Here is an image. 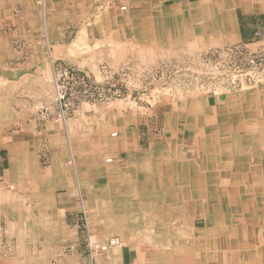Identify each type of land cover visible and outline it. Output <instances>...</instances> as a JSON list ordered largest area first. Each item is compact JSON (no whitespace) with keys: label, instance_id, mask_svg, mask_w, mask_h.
Wrapping results in <instances>:
<instances>
[{"label":"rangeland","instance_id":"rangeland-1","mask_svg":"<svg viewBox=\"0 0 264 264\" xmlns=\"http://www.w3.org/2000/svg\"><path fill=\"white\" fill-rule=\"evenodd\" d=\"M211 3H214V0H204L193 11L197 13L199 9L204 7L203 4L209 6ZM167 5L178 8L179 0L134 1L130 8V13L126 11L125 15H121V26L125 27L120 30V46H104L103 57L100 58V62L104 64L100 65L98 69L95 67L92 72H82L80 74L79 72L81 71L77 67L64 64L61 61L53 62L49 72H10L9 69H13L16 65L14 54L17 52L25 55L26 53V46L16 43V40L12 37L14 36L12 32H14L15 28L11 23L13 20H20L24 15V11L18 0H0V12L3 13V17H0V80L3 81L0 84V103L3 104V110L0 105V148L5 145V138L14 134L17 138L19 137V139L27 143L28 155L26 159L29 165L37 166L40 171L45 170L50 165L66 166L71 170L70 172L73 170L78 171L77 173H72L71 176L77 177L80 182L85 181L91 184L95 180L98 169L101 171L103 168L105 170L106 166L112 167L116 165L114 161L106 163V160L111 158V156H107L106 149L111 146L114 140L119 138L121 132L119 129L127 123H130L129 127L136 126L139 135H142L146 129H155L156 126L160 127V118L162 116L160 110L161 112H168L172 108L175 110L174 114L181 115L178 136L179 140H182L185 132L188 136L193 134L195 125L192 121L195 118H199L203 113L204 109L200 111L196 108L198 101L205 107H209V110H211V106H214L212 105L213 100L216 101L217 105L218 101H225L227 97H249L255 100L260 98V100L264 101L263 75L259 76L257 81L254 78L251 82H247L246 86L240 89L229 86L232 78H240V74H244L245 77L251 79L254 76V72H249L248 75L245 72H219L223 70L221 68L225 64L224 61H228L229 58L231 61L235 60L233 56L225 59L220 58L224 52H227L228 48L241 46L248 54H255L260 50L264 51V46H212V48L201 49L197 52V49L194 50V48L190 47V42H188L190 37L187 32H191L192 28L187 29L186 23L183 24L181 22L182 19L179 18L180 28L178 29V16L176 18L174 12L171 15L167 11ZM8 11L9 13L7 14ZM140 14L147 16L146 19L153 17L156 20L155 26L158 29L164 27L163 29L168 32V35L162 38L161 42H166L165 44L156 48L155 43L150 40L149 29L143 27L146 20L140 18L142 21L135 22L134 16ZM185 16V22L189 20L188 22L190 23L189 12H186ZM42 19L43 16L37 17L39 24L42 23ZM147 21L150 22L149 19ZM137 23H140L141 27L136 28ZM182 25H184V29L181 28ZM177 32H179V35L176 34ZM138 37L140 42L145 40L146 43L144 42V45L150 51L149 55L147 54L146 56L139 53L136 45L133 44ZM72 38L73 36L68 37L67 35L66 41L70 42ZM130 40L134 41L130 42ZM124 43L127 44L124 45ZM94 47L96 48V46ZM68 48L70 49L69 46ZM71 48L73 49V52L70 49L71 54L81 51L78 48H74V45H71ZM89 52L92 53V49L89 48ZM139 54H141L142 58L138 57ZM112 59L115 61L112 62ZM81 63H83L82 60ZM4 69H8V71L5 72L6 70ZM64 72H78L81 78L79 81L83 79L84 82L91 86L92 99L94 100L78 104L74 109L62 115L55 100L54 81L57 78L62 84L68 82L67 78L63 77ZM19 75L25 76L19 79ZM27 78L30 81L34 80L35 84H33L34 82L32 84L24 82ZM11 84L15 85L12 86ZM73 87L76 91L80 89L76 84ZM10 88H12L11 92ZM98 95H100L101 99ZM157 109L158 118H155L153 114ZM239 109V107H236L234 111L238 112ZM204 112L207 117L208 111ZM262 113L264 114V112ZM132 123L134 124L132 125ZM199 125L200 123H198ZM157 130L151 132L157 134L159 131ZM111 132H115L116 136H110ZM70 144L73 145V148L75 147L74 152ZM95 147L100 150V155L94 156L92 160L87 159L83 154L94 152V150L98 152ZM69 148L71 149L69 150ZM16 153L19 154V152ZM67 153L73 156V160L72 156ZM103 154H105L104 157ZM143 156L146 157L148 154H142L141 158ZM20 160V158H16V162ZM71 160L72 162H70ZM3 192V195H0L5 198L9 197V199L7 198L8 201L12 200L10 197H16L13 193L14 191L8 187L3 188ZM115 192L113 195L110 192V194L105 196L104 200L108 204L106 206H111L108 203L109 201L118 200V191L116 190ZM119 192L120 195L127 194V188H122ZM92 197L94 198L95 195H92ZM28 205H17L16 199H13L10 206L12 218L21 225H24V220L27 216L34 218V223L50 224L48 217L44 216V220H42L37 210L32 206L29 208ZM200 213L201 216L205 217L207 225L212 226L211 220L214 217L212 207L204 205ZM95 217L93 215L92 220L96 221L97 225L101 227L104 219L99 217V215L96 219ZM35 218L40 219L39 222ZM42 224H35L32 234L26 238L23 236L25 229H19L12 236L9 235L6 232L5 222L2 221L0 228V261H9L18 257L17 261L20 264H39V262L40 264H89L88 258H73L71 257L72 254L61 250L56 253H50L48 249H45V252H41L39 249L40 251L38 252L23 251L18 253L17 245L20 244L18 242L19 236L16 237L18 233H20V245H24L27 250L32 249L31 245H34L36 241L39 243L45 239L44 243L52 242L47 230L40 228ZM138 236L142 237V234ZM143 237L142 242L147 244L148 249H150ZM163 237L165 238V236ZM152 249V252H149L151 257L150 259L148 257L149 263L147 264L170 263V261H167V256L171 257L168 252L163 253L156 246ZM20 251H22L21 247ZM37 261L38 263H36ZM171 261L175 263V260Z\"/></svg>","mask_w":264,"mask_h":264},{"label":"bare ground","instance_id":"bare-ground-1","mask_svg":"<svg viewBox=\"0 0 264 264\" xmlns=\"http://www.w3.org/2000/svg\"><path fill=\"white\" fill-rule=\"evenodd\" d=\"M167 7V11L171 15L174 12L176 18L178 16L177 26L179 29V7H171L169 5ZM217 16L219 17V15ZM134 17L135 22L142 21L140 18L146 20L143 27L149 29L150 40L155 43L156 48L166 43L161 42V39L165 38L168 32L163 29L164 27L158 29L155 26L156 20L153 17L147 18L150 22L147 21V16L144 14ZM218 17L217 19L219 20ZM136 26V28L141 27L140 23H137ZM176 34L179 35V32ZM164 40L167 41L166 39ZM45 41L47 42V40ZM144 42H140L138 37L133 44L136 45L139 53L147 56L150 51L144 45L146 43ZM126 44L124 43V45ZM71 51L73 52V49ZM141 54L138 57H141ZM24 82L32 84L34 80L30 81L27 78ZM2 83L3 81L0 80V84ZM212 102L214 106H211V110L200 101L196 103L198 110H204L202 114L200 113L201 116L199 118L193 119L192 122L195 127L191 136H188L186 132L182 140H179V136H175L169 145L154 146L147 153L148 156L141 158L140 155L135 159L134 165L129 169V172L120 178V186H122V183H126L129 186L127 194H119L118 200L109 201L108 203L111 206H106L108 205L106 204L107 202L100 206L96 203L95 198L88 200L87 207L83 205L89 232H97L98 225L92 218L93 215L96 217L99 215L111 225L113 230H116V233L121 235L128 234L120 227L124 223L128 226L129 231H134L138 235L142 234V237L146 236L143 238L151 249L156 246L161 252H168L171 255V257L167 256V261H170L168 264H264V151L261 142L264 101L260 100V98L255 100L249 97H227L225 101H218L217 105L216 101L213 100ZM0 105L3 110V104L0 103ZM236 107L240 108L238 112L234 111ZM205 109L208 111L207 117L204 115ZM198 123L202 124V126H198ZM110 136H116V133L111 132ZM70 147L74 152L75 147L73 148L71 144ZM95 149L98 148L95 147ZM97 151L95 153L86 152L83 155L87 159L92 160L94 156L100 155V150L98 149ZM67 154L72 156L70 153ZM16 158L18 159V157ZM20 161L12 164L14 176L18 173L17 167L20 164H25L27 167L32 166L28 164L26 157ZM30 178L32 177L30 176ZM76 191H74L75 194ZM3 193V187H0V194L3 195ZM6 198L9 199V197ZM26 201L29 202V208L31 206L35 208L34 205L30 204V199H26ZM205 204L210 205L213 209L214 222L212 226H208L206 222L202 221L204 216H201L200 212ZM10 206L9 204L5 228L6 232L12 236L19 230L20 224L12 218ZM43 209V214L47 217L48 208L44 206ZM37 218L35 219L39 222L40 219L38 220ZM33 220L34 218L31 216L25 217L23 236L26 238L32 234L35 224H42V222L34 223ZM43 226L47 230L48 236L54 234L48 229V223ZM18 236L20 239V233L16 235V237ZM19 239L18 242L21 244ZM107 242L102 245L106 246ZM20 244L17 245L18 253L23 252V250L20 251L22 246ZM164 244L166 245L164 246ZM95 247L98 246L95 245ZM98 255H101V253ZM15 259L0 261V264H20L17 261L18 257ZM171 260H175V263H172Z\"/></svg>","mask_w":264,"mask_h":264},{"label":"crops","instance_id":"crops-1","mask_svg":"<svg viewBox=\"0 0 264 264\" xmlns=\"http://www.w3.org/2000/svg\"><path fill=\"white\" fill-rule=\"evenodd\" d=\"M134 1L136 0H18L24 15L20 20H11L15 29L12 32L14 36L11 35V32L10 35L14 37L16 43L26 46V53L25 55L17 52L14 54L16 65L13 69H9L10 72H49L51 64L55 61L77 67L81 72H92L95 67L98 69L100 65L104 64L100 62V58L103 57V47L119 44L120 30L125 27L121 26V15H125L126 11L130 13ZM203 1L179 0V18L182 19L183 24L186 23L187 29L192 28V31L187 32V34L190 37L188 39L190 47L194 50L197 49L199 52L201 49L212 48V46L229 45L264 46V0H214V3L209 6L203 4L204 7L195 13L193 10ZM121 6H125L126 10L120 11ZM186 12H189L190 23H188L189 20L186 22L184 20L186 19ZM38 16H43L40 24L37 21ZM0 17H3L1 12ZM181 28L184 29V25ZM67 35L68 37L73 36L70 42L66 41ZM71 45H76L74 48L81 51L71 54L68 48L69 46L71 49ZM89 48L92 49V53L89 52ZM112 60V62L115 61ZM4 70H6L5 72L8 71V69ZM24 76L19 75V79ZM160 113L162 115L160 127L146 129V134L139 135L136 126L133 125L134 123H132L133 127H129L130 123H127L119 129L121 131L119 138L114 140L111 146L106 149L107 156H111L116 165L107 167L105 170H97L95 180L91 184L82 180L80 182L77 177L71 176L72 173L78 171L70 172L68 167L61 165H50L45 170L40 171L35 165L27 167L25 164H20L17 167L18 173L14 176L12 164L16 162V157L21 160L27 158L28 146L14 134L7 136L5 145L0 148V187H8L13 190L16 197L10 198L12 200L17 199L19 205H27L29 202L26 199H30V204L35 206L33 208L37 210L38 214L40 212L39 215L42 220L45 216L43 207L46 206L48 208L47 217L50 221L48 229L54 233L49 236L52 238V242L44 243L45 239H43V242L38 243L36 241L34 245H31L32 249L27 250L22 245L21 250L45 252V249H48L50 253L61 250L72 254L71 257L73 258L86 257L89 264L149 263L148 257L149 259L151 257L149 254L152 252L151 248L148 249V246L142 242V237L136 235L134 231H129L126 224L122 223L120 227L128 233L127 235L116 233L115 229L114 232L111 225L105 220L101 227L98 226L96 233L89 232L83 205H87L88 200L93 199L92 195H95L96 203L100 206L106 203L105 196L110 192L113 195L117 190L118 196L120 189L129 187L126 183H122L120 186V178L129 172L135 159L142 154L149 153L154 146L171 143L174 137L179 135L181 115L174 114L175 110L172 108L168 112H161L160 110ZM153 116L158 118V109ZM262 125L261 142L264 151V119ZM153 130H157L158 133L153 134L151 132ZM49 151L51 152V150ZM16 152H19V155ZM82 186L83 188H81ZM12 200L8 201L7 198L0 196V228L1 222L6 220L9 204L12 205ZM213 219L211 220L212 225ZM204 222H206L205 217ZM24 228L25 226L20 224L19 229ZM40 228L45 229L43 224ZM44 236L46 235L44 234ZM109 238L110 240L118 239L119 245L111 247L101 255H98L100 252H93V255H90L88 241L94 247L95 245L100 247L109 241ZM116 258H119L118 261Z\"/></svg>","mask_w":264,"mask_h":264},{"label":"built area","instance_id":"built-area-1","mask_svg":"<svg viewBox=\"0 0 264 264\" xmlns=\"http://www.w3.org/2000/svg\"><path fill=\"white\" fill-rule=\"evenodd\" d=\"M120 11H125L126 7L121 6L119 8ZM214 55V54H213ZM215 56V55H214ZM233 56L235 58L234 61H231L229 58L228 61H224V65L219 72H245L247 75L249 72H254V76L251 79L245 77L244 74H240V78H232L229 85L231 88H240L242 89L246 86L247 82H251L254 78L259 79V76H264V51L260 50L255 54H248L244 48L241 46L230 47L227 49V52H224L220 58H227ZM219 65L218 63H216ZM82 74V72H79ZM62 77V76H59ZM63 77L67 78L68 82H64L63 84L59 82L57 78L54 81V94L55 100L59 106L60 112L64 115L65 112H68L78 104L88 103L92 99V89L88 83L84 82L79 77L78 72H64ZM65 80V79H64ZM79 86V91H76L73 85ZM100 97V95H98ZM101 99V97H100ZM112 161L111 158L106 160L107 163ZM88 246L90 250V255H93V252L104 253L107 251L109 247L118 246V241L116 239H111L107 242L106 246L101 245L100 247H94L90 241H88ZM108 247V248H107Z\"/></svg>","mask_w":264,"mask_h":264}]
</instances>
